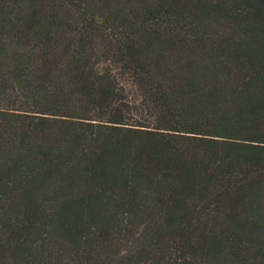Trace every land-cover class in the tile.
<instances>
[{
    "label": "trees",
    "instance_id": "trees-1",
    "mask_svg": "<svg viewBox=\"0 0 264 264\" xmlns=\"http://www.w3.org/2000/svg\"><path fill=\"white\" fill-rule=\"evenodd\" d=\"M0 264H264V0H0Z\"/></svg>",
    "mask_w": 264,
    "mask_h": 264
}]
</instances>
